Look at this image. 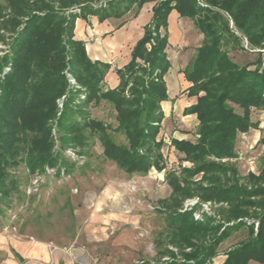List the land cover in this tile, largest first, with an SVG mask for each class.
Masks as SVG:
<instances>
[{"label":"trees","instance_id":"16d2710c","mask_svg":"<svg viewBox=\"0 0 264 264\" xmlns=\"http://www.w3.org/2000/svg\"><path fill=\"white\" fill-rule=\"evenodd\" d=\"M92 1L0 0V42L5 45L0 56V213L10 207L17 188L12 168L22 163L33 174L48 167L60 176L74 166L62 151L72 147L83 153L95 137L103 157L126 174L165 170L170 193L157 211L164 222L166 246L157 252L159 261L151 264H213L219 246L241 229L246 235L224 251L222 264H264V151L259 174L249 173L243 180L234 164L211 160L234 156L237 134L256 127L251 108L264 107L260 60L249 68L230 59L221 49L222 30L233 32L227 22L219 21L226 15L240 37L263 48L264 0H108L96 7ZM147 2H154L150 22L132 47L129 61L115 70L118 84L104 87L110 64L88 57L84 42L74 38L76 18L121 17ZM73 7L78 11L70 10ZM173 9L193 21L202 40L183 70L191 83L188 95L196 96L184 111L195 114L198 137L170 142L184 154L182 163L191 165L167 168L158 134L163 118L160 103L167 99V16ZM7 65L8 71L1 75ZM100 101L114 109V127L90 116L88 106ZM115 132L123 142L115 141ZM260 141L264 148V136ZM194 197L214 205L213 215L203 213L195 219L199 204L179 210L185 199ZM163 256L169 259L161 260Z\"/></svg>","mask_w":264,"mask_h":264},{"label":"rangeland","instance_id":"374dc122","mask_svg":"<svg viewBox=\"0 0 264 264\" xmlns=\"http://www.w3.org/2000/svg\"><path fill=\"white\" fill-rule=\"evenodd\" d=\"M72 9L78 11L77 7ZM133 13L134 10L130 11L127 17H132ZM224 17L220 24L227 22L233 33L226 27L222 30L221 49L234 62L249 64V68H254L253 63L259 59V71L264 73V47L250 45L245 37H240L232 21ZM3 50L5 45L0 42V56ZM195 54L196 49L193 56L189 53L182 59L188 60L189 65ZM8 69V65L5 66L1 75ZM67 77L70 78L68 74ZM73 82L71 84L79 88ZM192 96L196 102V96ZM57 104L60 109L61 99ZM88 110L92 118L112 127L116 125L115 111L106 101L90 104ZM251 119L256 127L237 134L234 156L211 157V160L234 164L241 180L249 173L259 174L263 165L264 148L260 140L264 136V107L251 108ZM162 120L158 136L167 166H190L187 161L182 163L184 154L171 146L172 137L164 129ZM50 124L55 150L58 142L54 120ZM192 135L189 141L198 137L196 131ZM113 136L118 143L124 141L120 133L115 132ZM62 154L74 162V166L60 176L55 174L54 168L48 167L30 174L22 163L10 170L17 180V188L11 193L10 207L0 213V264H151L159 261L157 252L166 242L164 222L157 208L170 193L164 180L165 170L150 168L143 175L126 174L103 157L102 146L95 137L89 139L83 153L66 147ZM198 178L196 175L195 179ZM184 201L179 210L183 209ZM213 206L209 203L210 210L206 214L213 215ZM245 235L246 230L241 229L226 239L219 246V254L212 259L213 264H222L224 251ZM13 240L20 243V247H15L20 259L11 248L10 244H16ZM167 246L176 252L175 248ZM34 249H37L35 253ZM168 259L161 257V260Z\"/></svg>","mask_w":264,"mask_h":264},{"label":"crops","instance_id":"0c3cea01","mask_svg":"<svg viewBox=\"0 0 264 264\" xmlns=\"http://www.w3.org/2000/svg\"><path fill=\"white\" fill-rule=\"evenodd\" d=\"M100 3L99 0H93L91 4L95 7L104 6L106 1ZM153 5L154 2H147L138 10L133 6L121 17H106L101 20L97 15H88L86 20L76 18L74 38L84 42L88 57L93 61L110 64L104 78L106 87L113 88L118 84L115 70L129 61L132 47L142 36L144 26L151 20ZM132 10H134L133 16L127 17ZM167 30L168 43L165 52L169 68L164 75L167 99L160 103L163 111L162 123L172 138L190 140L192 133H195L197 120L195 114H185L184 110L195 103V99L188 95V87L191 83L185 79L183 73L188 60L183 61L182 58L189 53L193 56L195 49L201 43L202 34L194 27L190 18L180 16L174 9L167 16ZM173 121H176L175 124ZM13 241L16 244L10 245L17 253L15 247H20V243ZM37 249H34L33 253ZM44 253L46 255V252Z\"/></svg>","mask_w":264,"mask_h":264},{"label":"built area","instance_id":"2783aa9c","mask_svg":"<svg viewBox=\"0 0 264 264\" xmlns=\"http://www.w3.org/2000/svg\"><path fill=\"white\" fill-rule=\"evenodd\" d=\"M105 2V1H104ZM103 1H101V3L103 4L104 3ZM100 3V4H101ZM69 81L71 83H74L73 82V79L70 77L69 78ZM167 168H169L167 166ZM197 204H199V209H196L194 212H193V216L195 219H198L201 217V215L203 213H209V203H206V202H199V200L197 198H188L184 201L183 203V209L181 210H185V209H191L192 207L196 206Z\"/></svg>","mask_w":264,"mask_h":264}]
</instances>
